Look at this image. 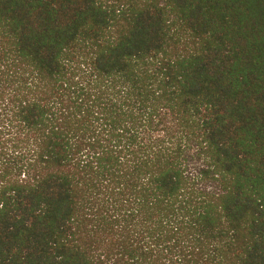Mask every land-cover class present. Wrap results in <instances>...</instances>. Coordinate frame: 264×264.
I'll return each mask as SVG.
<instances>
[{"label": "trees", "instance_id": "obj_1", "mask_svg": "<svg viewBox=\"0 0 264 264\" xmlns=\"http://www.w3.org/2000/svg\"><path fill=\"white\" fill-rule=\"evenodd\" d=\"M0 264H264V0H0Z\"/></svg>", "mask_w": 264, "mask_h": 264}]
</instances>
